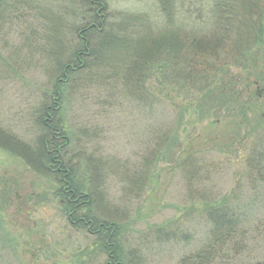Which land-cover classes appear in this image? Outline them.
<instances>
[{"label": "rangeland", "instance_id": "1", "mask_svg": "<svg viewBox=\"0 0 264 264\" xmlns=\"http://www.w3.org/2000/svg\"><path fill=\"white\" fill-rule=\"evenodd\" d=\"M192 3L0 0V264L107 261L102 254L94 259L89 253L93 236L69 225L59 207L55 193L60 186L53 174L37 171L24 159L39 155L34 151L46 134L41 121L48 105L55 109L60 105L66 116L71 141L64 159L89 169L88 174L79 172L78 180L93 181L86 187L92 192L95 212L103 223L126 227L121 245L128 264H180L206 242L208 228L201 216L205 201L233 191L242 200L250 199L253 191L263 192L264 148L254 153L252 162L251 141L230 148L223 144L221 150L185 161L186 150L199 148L212 130L205 129L194 111H187L181 121L171 102L154 100L155 92L147 100L143 84L152 82V77L169 86L175 97L177 69L183 74L187 69L183 62L191 34L184 18ZM88 10L95 16L101 10L102 18L95 24L104 22L103 34L95 32L89 38L93 53L84 58L83 70L64 84L58 99L64 68L81 66L73 63V57L85 42L79 33L90 24ZM128 27L133 30L126 31ZM123 33L136 37L135 52L147 63V75L140 82L143 91L134 98L139 103L124 90L123 66L129 61L123 58L131 52L123 50ZM221 40L218 35L204 44L214 47L219 57L225 50ZM162 62L171 67L161 70ZM66 72L71 76L70 70ZM193 89L198 90V82ZM168 138L177 140L178 148L164 160L159 154ZM133 173L139 184L130 178ZM144 175L148 179L141 187ZM260 207L264 209V203ZM158 228L170 235L158 233Z\"/></svg>", "mask_w": 264, "mask_h": 264}, {"label": "trees", "instance_id": "2", "mask_svg": "<svg viewBox=\"0 0 264 264\" xmlns=\"http://www.w3.org/2000/svg\"><path fill=\"white\" fill-rule=\"evenodd\" d=\"M192 2L188 17L184 18L191 34L187 37V53L183 62L187 69L184 74L180 68L177 69L179 75H176L175 97L172 99L169 86H164L162 82L152 77V82L143 84L149 96L147 100H151V92H155L157 99H153L159 103L162 100L171 102L180 113L181 121H184L187 111H194L200 123L206 125L205 129L212 130L213 134L205 136L207 139H202L199 148L190 147L186 150L185 161L198 154L221 150L223 144L230 148L237 147L236 145L244 146V143L251 141L254 145L250 160L252 162L255 158L254 153L264 148V0H192ZM100 11L97 16L92 15L90 10L87 11L90 24L79 33V38L85 42L73 57V63L77 62V65L80 63L81 66L76 68L69 65L64 68L62 79L59 80L61 85L57 87L58 99L59 95L62 99L64 92L61 94V88L64 84L71 80L76 71L85 67L83 60L89 57L92 51L89 38L95 32L103 34L104 22L95 24L102 18ZM132 30L128 27L126 31ZM218 35L225 45V50H222L219 57L213 53L214 47L210 45L206 47L204 44L215 40ZM106 37L105 39H110ZM134 38L136 39L131 34L123 33V50L131 52L123 58L129 61L123 66L125 68L123 84L125 93H128L126 95L132 97V100L143 91L140 82H143L144 76L147 75L145 74L147 63L139 60L134 49L136 45ZM120 39L118 36L117 40ZM85 51H89L87 55H84ZM166 51L164 53L168 54ZM170 67L171 63L162 62L160 69ZM67 70L71 71V76H68ZM131 73L134 75L132 77H136L135 81L131 78ZM184 78L188 79L185 81ZM197 82L198 90L193 89ZM185 88L190 89L186 94ZM47 100L51 101V97ZM45 108L41 125L46 134L39 139L40 146L38 145V149L34 151L39 152V155L29 154L24 156V159L27 158L29 162L34 163L39 169L37 171L47 170L53 174L60 186L55 193L59 199V207L69 225L74 229L87 231L95 238L94 246L89 249L93 258L102 254L107 257L105 264H128L126 259L128 255H125L121 245L126 227L101 221L100 215L95 212L94 205L92 206L94 204L92 192L90 193L86 187L93 184V181L85 179L86 185L83 179L78 180V173L86 172V169L64 159L71 141L66 116L62 114L60 105L56 109L49 105ZM223 131L226 133L223 134ZM232 135L237 140L236 143H231ZM223 137L227 138L223 141ZM166 144V149L159 154V158L164 160L172 157V148L176 146L178 148L177 140L168 138ZM20 158L23 156L20 155ZM135 174L130 178L139 184L138 177L141 174L137 172L138 177ZM146 179L148 176L142 179L141 187H144ZM253 193V198L250 196L247 200H242L240 193L233 191L220 199L205 201L201 216L208 228L206 242L196 253L183 258L180 264H264V209H260V205L264 203V190L260 194L256 191ZM164 230L158 228V233L170 235L163 232Z\"/></svg>", "mask_w": 264, "mask_h": 264}]
</instances>
